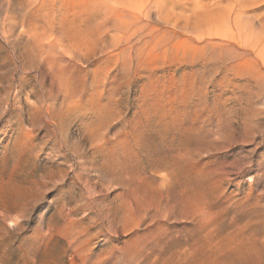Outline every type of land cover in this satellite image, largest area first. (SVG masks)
Masks as SVG:
<instances>
[{
  "label": "rangeland",
  "instance_id": "obj_1",
  "mask_svg": "<svg viewBox=\"0 0 264 264\" xmlns=\"http://www.w3.org/2000/svg\"><path fill=\"white\" fill-rule=\"evenodd\" d=\"M261 22L264 0H0V264H264V76L232 51Z\"/></svg>",
  "mask_w": 264,
  "mask_h": 264
},
{
  "label": "bare ground",
  "instance_id": "obj_2",
  "mask_svg": "<svg viewBox=\"0 0 264 264\" xmlns=\"http://www.w3.org/2000/svg\"><path fill=\"white\" fill-rule=\"evenodd\" d=\"M240 4V3H239ZM232 6H233V3L231 4ZM236 4H234V6H235ZM238 5V4H237ZM231 6V9L233 8ZM239 6V5H238ZM241 6V5H240ZM122 7V6H121ZM114 9V11L116 12V16H115V21H116V27H117V29H119V30H123V31H125V29H126V27L128 28V25L129 24H131V25H133V24H137L138 22H141V21H139V18L140 17H137L136 15L134 16L133 14H130V13H128V12H125V9H121V8H113ZM230 10V9H229ZM231 11V10H230ZM229 12V11H228ZM238 12V11H237ZM109 15V14H108ZM225 15V14H224ZM227 15V14H226ZM238 16H239V12H238V14H237ZM132 19H131V18ZM146 17V16H145ZM226 17V16H225ZM224 17V18H225ZM233 17H235V16H233ZM240 17H241V14H240ZM240 17H238L239 18V20H240ZM223 18V19H224ZM220 19H221V17H220ZM223 19H222V22L221 23H223ZM225 20V19H224ZM235 20V19H234ZM237 20V19H236ZM218 22H220V20H218ZM217 21L216 22H213V24L214 23H218ZM109 23V22H108ZM146 23V22H145ZM221 23H220V26H217V25H219V24H216V26L218 27H216L215 29H213V26L211 27V30H213L214 31V36L215 35H217L220 39H223V40H225V39H228V38H232L233 36H235V34L234 33H232V31H231V29H229L227 26H223V24L221 25ZM250 23V22H249ZM177 24V26H178V23H176ZM224 24H227V20H226V23H224ZM251 24V23H250ZM250 24H248V26H250ZM139 25H140V23H139ZM143 25V24H142ZM145 25V24H144ZM143 25V26H144ZM171 25H173V24H171ZM235 25H236V23H235ZM240 25V24H239ZM242 25V24H241ZM259 25H260V29H261V31H262V33L263 34H261V32H259L258 33V36L259 37H257V36H251V34L252 33H247V32H245L244 30H240L239 28V30L240 31H238V35H239V38H241L242 40H243V42H244V44H247L248 45V43L249 44H251L252 46H250L251 47V50H254V53L253 54H256L255 56H252V57H249V58H245V55L244 54H247L246 56H249V54L250 53H248V52H245L244 50L243 51H234V50H232L233 52H234V55L235 56H240V58H243L244 57V59L243 60H239L238 58L237 59H234V58H232L231 56L229 57L230 59H234V60H237L235 63H234V66L235 67H239V68H246V67H248V68H252L253 70V72L255 73V75H257V76H255V77H263L264 76V73H262L261 72V69H260V67L261 66H258V64L256 65V62H255V58L257 57H261L260 59H262L263 60V63H262V65H264V47L262 48H260V46H257L260 42H259V39L261 38V42H262V39L264 40V22H261V23H259ZM180 26V25H179ZM133 27V26H132ZM139 27V26H138ZM141 27V26H140ZM173 27V26H172ZM236 27V26H235ZM129 28H130V25H129ZM128 28V29H129ZM136 28V27H135ZM152 28V27H151ZM179 29V27H176V29ZM181 28V27H180ZM243 28V27H242ZM250 28V27H249ZM139 28H137L136 30H138ZM172 29H174V28H172ZM181 29H183V28H181ZM253 29V28H252ZM103 30V29H102ZM127 30V29H126ZM135 29H134V31H136ZM147 30H148V28H147ZM152 30V29H151ZM162 30V29H161ZM163 30H165V29H163ZM197 30H199L198 28H197ZM207 30V29H206ZM211 30H209V31H211ZM250 30H251V28H250ZM128 31V30H127ZM200 31H202V29H200ZM208 31V30H207ZM207 31H205V32H207ZM103 32V31H102ZM130 32V31H129ZM143 32V31H142ZM144 32H146V31H144ZM143 32V33H144ZM169 32V31H168ZM204 32V31H203ZM125 33H127L128 34V32H125ZM125 33H124V35H125ZM149 33V32H148ZM161 33V32H160ZM195 33V32H194ZM210 33V32H209ZM126 34V35H127ZM131 34H133L132 32H131ZM130 34V35H131ZM140 34V33H139ZM142 34V33H141ZM140 34V35H141ZM146 34H147V32H146ZM163 34V33H162ZM196 34V33H195ZM201 34V33H200ZM199 34V35H200ZM254 34V33H253ZM129 35V34H128ZM137 35V34H136ZM135 35V36H136ZM158 35V34H157ZM255 35V34H254ZM209 36V35H208ZM35 37V36H34ZM131 37V36H130ZM155 37V36H154ZM175 37V36H174ZM33 38V37H32ZM126 39H127V37H125ZM135 38V37H134ZM137 38V37H136ZM153 38V37H152ZM177 38V37H176ZM175 38V39H176ZM179 38V37H178ZM205 38V37H204ZM203 38V39H204ZM234 38V37H233ZM131 39V38H130ZM129 39V40H130ZM143 39V38H142ZM172 39H173V37H172ZM172 39H170V40H172ZM175 39H173V40H175ZM141 40V39H140ZM182 40V39H181ZM185 40V39H184ZM186 41H189V39L188 40H186ZM129 42V41H128ZM201 42V41H200ZM144 43V42H143ZM208 43V42H207ZM206 43V44H207ZM243 44V45H244ZM262 44H263V42H262ZM202 45V44H201ZM209 45V44H208ZM226 45V44H225ZM47 46H51L50 44H48ZM230 46V45H229ZM229 46H227V47H229ZM232 46V45H231ZM229 47L230 49H232V47ZM264 46V45H263ZM209 47V46H208ZM226 47V48H227ZM234 47V46H233ZM245 47H246V45H245ZM201 48L203 49L204 47L203 46H201ZM241 48H242V46H241ZM257 49V51H255V49ZM260 48V49H259ZM200 49V48H199ZM235 49V48H234ZM46 50V49H45ZM138 50V49H137ZM195 50H197V48L195 49ZM201 50V49H200ZM206 50V49H205ZM223 51H224V49H223ZM231 51V52H232ZM249 51V50H248ZM54 52H56V51H54ZM196 53V52H195ZM196 54H198V52L196 53ZM55 57V56H54ZM253 58V59H252ZM261 61V60H260ZM249 64H252V66H250ZM249 77V76H248ZM252 79H254V77L252 78ZM263 79V78H262ZM253 81H255V79L253 80ZM247 84H249V83H247ZM19 87V86H18ZM24 89V88H23ZM15 98V97H14ZM48 108V107H47ZM49 110V109H48Z\"/></svg>",
  "mask_w": 264,
  "mask_h": 264
}]
</instances>
